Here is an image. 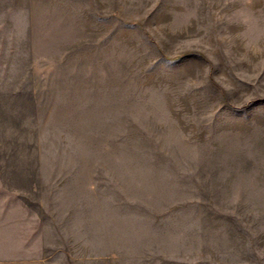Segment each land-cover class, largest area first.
<instances>
[{"label":"rangeland","instance_id":"374dc122","mask_svg":"<svg viewBox=\"0 0 264 264\" xmlns=\"http://www.w3.org/2000/svg\"><path fill=\"white\" fill-rule=\"evenodd\" d=\"M51 253L264 264V0H0V262Z\"/></svg>","mask_w":264,"mask_h":264},{"label":"crops","instance_id":"0c3cea01","mask_svg":"<svg viewBox=\"0 0 264 264\" xmlns=\"http://www.w3.org/2000/svg\"><path fill=\"white\" fill-rule=\"evenodd\" d=\"M56 253V252H55ZM55 253H51L47 256H42L38 258H26V259H17V260H6L3 262H0V264H53V258L55 256ZM57 254V253H56ZM61 256L65 257L66 259L71 257L69 253L67 252H61ZM111 257L102 255L101 257H97L98 262H102L104 264H111ZM86 260L84 257L76 258L74 261H76V264L80 262H84ZM73 261V262H74ZM65 264H70L68 261L65 262Z\"/></svg>","mask_w":264,"mask_h":264}]
</instances>
